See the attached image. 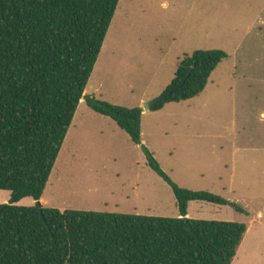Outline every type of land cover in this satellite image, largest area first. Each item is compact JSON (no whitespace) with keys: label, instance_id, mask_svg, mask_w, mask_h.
<instances>
[{"label":"rangeland","instance_id":"1","mask_svg":"<svg viewBox=\"0 0 264 264\" xmlns=\"http://www.w3.org/2000/svg\"><path fill=\"white\" fill-rule=\"evenodd\" d=\"M213 49L228 57L204 92L146 112L143 145L178 186L246 209L194 201L187 217L250 224L233 264H264V0H120L85 94L146 110L185 56ZM10 199L0 190V203ZM41 205L179 216L172 187L149 166L142 145L85 99Z\"/></svg>","mask_w":264,"mask_h":264},{"label":"trees","instance_id":"2","mask_svg":"<svg viewBox=\"0 0 264 264\" xmlns=\"http://www.w3.org/2000/svg\"><path fill=\"white\" fill-rule=\"evenodd\" d=\"M120 0H0V264H232L248 224L187 217L192 201L237 203L178 186L143 145V108L86 95ZM228 54L196 50L179 63L176 89L151 110L194 98ZM165 90V91H166ZM110 117L171 187L178 217L60 210L44 194L78 107Z\"/></svg>","mask_w":264,"mask_h":264},{"label":"crops","instance_id":"3","mask_svg":"<svg viewBox=\"0 0 264 264\" xmlns=\"http://www.w3.org/2000/svg\"><path fill=\"white\" fill-rule=\"evenodd\" d=\"M208 86V85H207ZM206 89V88H205ZM204 89V90H205ZM164 91V90H163ZM204 92V91H203ZM202 94V93H201ZM200 95V94H199ZM198 95V96H199ZM198 96H196V97H198ZM196 97H194V98H196ZM191 99H193V98H191ZM82 100H84V99H82ZM188 100H190V99H188ZM188 100H184V101H188ZM184 101H180V102H171V103H167V104H165V106L162 108V109H160V110H157V111H155V112H159V111H161V110H164L165 109V107L167 106V105H169V104H174V103H176V104H178V103H181V102H184ZM150 110H144L143 111V114H142V122H141V129H142V142H145L144 141V139H143V123H144V117H145V115H146V112H149ZM152 111V110H151ZM123 130V129H122ZM43 202V197L41 198V203ZM192 202H194V201H192ZM191 203V202H190ZM209 203V202H208ZM189 206H190V204H189ZM187 216H190V213H189V209H188V215ZM250 228H251V225L249 224L248 225V230H247V232H246V234L249 232V230H250ZM246 234H245V236H246ZM245 236H244V238H245ZM243 241H244V239H243ZM243 241H242V244H243ZM241 244V245H242ZM241 245H240V247H241ZM239 250H240V248L238 249V252H239ZM238 252H237V254H238ZM236 257H237V255H236ZM235 257V258H236ZM235 260V259H234ZM234 262V261H233ZM233 262H232V264H233Z\"/></svg>","mask_w":264,"mask_h":264},{"label":"water","instance_id":"4","mask_svg":"<svg viewBox=\"0 0 264 264\" xmlns=\"http://www.w3.org/2000/svg\"><path fill=\"white\" fill-rule=\"evenodd\" d=\"M177 86L167 89L166 91H164L161 95H159L158 97H156L155 99L146 102L145 103V109L146 110H151V108L158 104L161 100L165 99L171 92H173L176 89ZM39 204L41 205V202H39Z\"/></svg>","mask_w":264,"mask_h":264}]
</instances>
